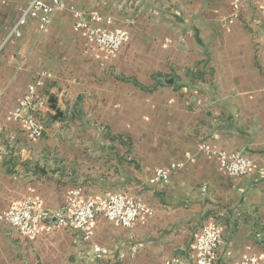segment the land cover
<instances>
[{
	"label": "crops",
	"instance_id": "obj_1",
	"mask_svg": "<svg viewBox=\"0 0 264 264\" xmlns=\"http://www.w3.org/2000/svg\"><path fill=\"white\" fill-rule=\"evenodd\" d=\"M27 0H0V43ZM49 2V0H45ZM244 0H66L106 31H125L116 52L99 48L75 16L55 11L31 23L0 54V213L31 195L63 205L69 190L123 191L151 207L130 227L99 217L92 241L40 224L29 237L0 224V264H191L195 235L212 221L221 241L214 264L264 260V7ZM42 76L32 137L8 112ZM56 99L57 116L49 99ZM253 161L229 176L219 151ZM172 170L154 183L157 168ZM30 169L42 171L31 174Z\"/></svg>",
	"mask_w": 264,
	"mask_h": 264
},
{
	"label": "built area",
	"instance_id": "obj_2",
	"mask_svg": "<svg viewBox=\"0 0 264 264\" xmlns=\"http://www.w3.org/2000/svg\"><path fill=\"white\" fill-rule=\"evenodd\" d=\"M244 0H232V12L228 18L233 22L239 17L240 7ZM5 3L6 0H1ZM264 7V0L262 1ZM66 8L76 18L75 29H85L87 37L99 48L116 52L126 39L125 31H106L97 26L100 18L97 15L86 14L73 5L67 4L66 0H27L19 7L16 21L11 26L4 41L0 43V54L5 40L8 38H20L24 28L31 23L36 24L39 29H44L51 15ZM44 85L42 76L35 78L26 89L25 95L18 104L8 112L11 119L26 125L32 137H40L43 127L36 116L37 91ZM221 168L231 177H242L252 171L253 161L250 157L234 152L219 151ZM179 163H173L168 168H157L152 176L154 183H165L170 177L172 170L178 169ZM153 211L150 206L138 199L129 197L123 191L109 193L104 196L84 194L81 186H75L69 190L68 198L60 207L48 209L35 206L31 195L26 196L20 203L13 205L6 213H0V224H7L11 229L33 237L38 232L40 224L52 225L75 231L80 234L94 257L102 261V247L94 243L92 224L101 216L113 221L120 226L130 227L141 215L151 216ZM221 241L220 225L216 221L204 224L195 235L194 257L191 264H214L216 251ZM237 264H264V260L255 255L241 259Z\"/></svg>",
	"mask_w": 264,
	"mask_h": 264
},
{
	"label": "water",
	"instance_id": "obj_3",
	"mask_svg": "<svg viewBox=\"0 0 264 264\" xmlns=\"http://www.w3.org/2000/svg\"><path fill=\"white\" fill-rule=\"evenodd\" d=\"M49 102H50V104H51V108H52L53 110H55L57 116L60 115L61 113H60V111H59V110L57 109V107H56V99H55L54 97H51V98L49 99ZM24 166H25L26 171L29 172V173H31V174H35V173H38V172H40V171L43 170V169H40V168H38V167H34L33 169H30V168L28 167V165H26V164H25Z\"/></svg>",
	"mask_w": 264,
	"mask_h": 264
}]
</instances>
